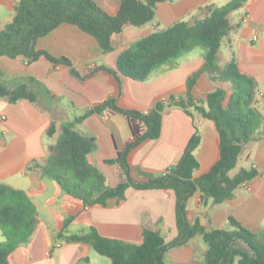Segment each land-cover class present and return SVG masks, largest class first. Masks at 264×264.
Returning a JSON list of instances; mask_svg holds the SVG:
<instances>
[{
    "label": "crops",
    "instance_id": "0c3cea01",
    "mask_svg": "<svg viewBox=\"0 0 264 264\" xmlns=\"http://www.w3.org/2000/svg\"><path fill=\"white\" fill-rule=\"evenodd\" d=\"M93 1L109 12H115L120 3V0ZM140 1L147 3L149 0ZM231 1L167 0L159 3L152 22L142 27H128L113 35V51L108 54L102 51L93 36L70 24L60 25L35 41L36 51L46 52L57 60L67 59L71 65L47 60L28 63L22 56L16 59L0 57V82L9 88L27 85L39 97L38 105L26 100L11 104L0 98V184L24 192L35 205L38 218L30 239L33 244L29 242L26 249L25 242L20 243L9 257V264H93L94 249L90 245L59 237L67 218H73V221L66 236L87 233L95 227L104 236L136 245L142 243L144 230L159 232L167 243L177 239L173 191L129 188L125 200L111 199L106 206L77 205L68 198H63L61 203L48 204V193L54 189V180L36 166L45 163L50 147L61 136L62 123L84 117L116 92L115 83L104 74L81 82L73 72L86 76L102 66L115 69L120 54L142 39L179 21L204 19L208 15L206 7L222 8ZM18 5L19 0H0V29L13 21ZM234 13L228 18L232 29L223 40L218 54L219 65L224 67L235 60L241 72L255 80V108L264 116V0H246L237 14ZM238 13L241 17L236 18ZM247 15L249 18L245 21ZM205 54L206 51L190 50L174 66L155 70L144 82L123 78L118 106L123 110L144 112L153 110L160 102L167 104L170 96L181 101L186 95L188 78L204 66ZM217 87L209 74L200 75L199 94H209ZM53 124L56 133L50 137L48 131ZM195 126L201 134V143L195 151L200 165L196 176L208 171L219 157L214 123L197 114L193 119L181 108L173 106L163 113L160 138L145 143L132 153L133 177L147 180L176 169L195 133ZM75 130L96 139L95 146L100 147L102 153H98L97 160L104 165H107L105 160L116 158L118 149L130 138L126 116L110 110L88 115ZM115 167L117 171L110 170L109 177L120 173V167ZM241 170L258 173L248 182L251 190L241 186L233 199L219 205L212 200L203 205L201 193L196 192L187 203V218L191 224L199 222L208 230H225L230 228L232 217L257 236L264 234V137L244 147L232 177ZM47 180L50 182H45ZM44 186L48 188L47 192H44ZM77 224L83 227L71 233L69 228ZM49 232L58 240L52 250ZM207 250L203 238L196 236L187 245L167 251L164 261L166 264H203ZM94 260L99 262L97 258Z\"/></svg>",
    "mask_w": 264,
    "mask_h": 264
},
{
    "label": "trees",
    "instance_id": "16d2710c",
    "mask_svg": "<svg viewBox=\"0 0 264 264\" xmlns=\"http://www.w3.org/2000/svg\"><path fill=\"white\" fill-rule=\"evenodd\" d=\"M165 1L143 3L140 0H120L117 10L109 12L93 0H19L13 21L0 29V57L16 59L22 56L28 63L47 60L71 65L67 59L57 60L46 52L36 51L35 46L31 52L33 41L63 24L80 28L97 40L105 54L111 53L113 35L122 33L128 27H142L152 22L157 4ZM245 2L232 0L222 8L208 6L205 8L208 15L204 19L179 21L142 39L120 54L115 69L102 66L86 76L73 72V76L81 82L104 74L113 80L116 92L84 117L62 123L60 138L50 147L45 163L36 168L56 181L68 196L85 206H106L111 199L125 200L129 188L173 191L179 236L167 243L159 232L144 230L140 245L104 236L95 227L87 233L65 236L73 221V218H67L59 234L61 239L66 237L68 242L90 245L100 256L108 258L110 264H166L164 257L167 251L187 245L191 239L200 236L208 247L203 264H264V234L257 236L232 217L229 219L230 228L225 230H208L199 222L191 224L187 218L188 200L196 192L201 193L203 205L209 200L219 205L233 199L237 189L258 175L255 170H241L230 177L244 147L264 137V116L255 108L256 82L241 72L235 60L224 67L219 65L218 60L223 40L232 29L229 15ZM197 47L205 48V63L200 71L188 78L184 99L177 102L175 97L170 96L167 104L158 103L148 114L123 110L118 106L123 78L144 82L155 70L174 66L186 52ZM202 73L209 74L218 84L214 92L198 93L197 85ZM0 98L11 104L25 100L39 104V97L27 85L9 88L0 82ZM173 106L181 108L193 119L197 114L214 123L218 133L217 161L208 171L196 176L200 165L195 151L201 143V134L195 126L179 175L174 174V169L147 180L135 179L130 162L132 153L145 143L160 138L163 113ZM106 110L126 116L130 127V138L118 149L116 158L105 160L107 165L120 167L122 179L114 187L106 185V175L89 162L96 139L75 130V126L88 115L102 114ZM55 133L56 125L53 124L48 135L53 137ZM37 223L36 207L27 195L0 184V230L7 238L6 243H0V264H9L11 254L20 243L29 239ZM25 227L28 233L21 239L19 233Z\"/></svg>",
    "mask_w": 264,
    "mask_h": 264
},
{
    "label": "rangeland",
    "instance_id": "374dc122",
    "mask_svg": "<svg viewBox=\"0 0 264 264\" xmlns=\"http://www.w3.org/2000/svg\"><path fill=\"white\" fill-rule=\"evenodd\" d=\"M238 11V10H237ZM237 11H235V13L234 14H237ZM236 16V18L238 17H241V14L239 15V13H238V15H235ZM196 50H198V51H206L205 50V48L204 47H197V48H195ZM178 60H180V59H178ZM177 60V61H178ZM203 74V73H202ZM100 147H96L95 146V152H94V154H92L91 155V158H89V160H90V163L92 164V165H94L96 168H98L99 169V171L101 172V173H103V174H105V175H107V179H106V185H108V186H110V187H114V186H116V185H118L120 182H121V176H120V173H118V174H116V177L115 176H112V177H109V173L111 172L110 170H114V171H117V169H116V167L115 166H108V165H104V164H101L100 162H99V160H97L98 159V153L100 152L101 153V151H100ZM102 154V153H101ZM235 174V171H232L231 173H230V177H232L233 175ZM45 182H50V181H45ZM53 187H54V189L53 190H51V191H49V197L47 198V203L48 204H52V203H61L62 201L61 200H63V198H68V200H70L71 202H75L77 205H81V203H83V202H81V201H77L76 199H74L73 197H69V196H67L66 195V193L63 191V189H62V187L56 182V181H53ZM47 187L46 186H44V192H47ZM29 198V197H28ZM32 202V201H31ZM33 203V202H32ZM65 217V216H64ZM38 219V218H37ZM61 219H63V217L61 218ZM83 226H80V225H73V226H71L70 228H69V231H71V233H74V231H78L79 229H81ZM12 228H14V225L12 226ZM28 233V229H26V227H25V229H23V230H21L20 231V233H19V237L21 238V239H24V237H25V235ZM48 236H49V242L51 243L50 244V246H51V248H50V250H52L55 246H56V242L58 241L57 239H56V236H54L53 235V233L52 232H49L48 233ZM65 236H66V234H65ZM31 239V236L29 237V239L27 240V242H25L24 243V246H26V249H28V246H29V242H33L32 240H30ZM62 240V239H61ZM7 242V238L5 237V235H4V232L2 231V230H0V243H6ZM30 243V244H31ZM28 244V245H27ZM33 244V243H32ZM33 246V245H32ZM93 257H92V259H93V264H109L110 263V260L108 259V258H106V257H102V256H100L98 253H96L95 251H93V255H92ZM95 258H97L98 260H99V262L98 263H96L95 262Z\"/></svg>",
    "mask_w": 264,
    "mask_h": 264
},
{
    "label": "water",
    "instance_id": "95a60500",
    "mask_svg": "<svg viewBox=\"0 0 264 264\" xmlns=\"http://www.w3.org/2000/svg\"><path fill=\"white\" fill-rule=\"evenodd\" d=\"M34 44H35V42L33 41L32 44H31V52L33 51ZM183 163H184V161H182L181 164L175 169V171H174L175 175H179L180 170H181V168L183 166Z\"/></svg>",
    "mask_w": 264,
    "mask_h": 264
},
{
    "label": "built area",
    "instance_id": "2783aa9c",
    "mask_svg": "<svg viewBox=\"0 0 264 264\" xmlns=\"http://www.w3.org/2000/svg\"><path fill=\"white\" fill-rule=\"evenodd\" d=\"M248 18H249V16L247 15V16L245 17V21H247ZM144 113H145V114H148L149 111H144ZM242 186H243V187H246V188L249 189V190H251V188H250V186L248 185V183H244Z\"/></svg>",
    "mask_w": 264,
    "mask_h": 264
}]
</instances>
